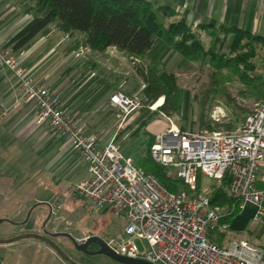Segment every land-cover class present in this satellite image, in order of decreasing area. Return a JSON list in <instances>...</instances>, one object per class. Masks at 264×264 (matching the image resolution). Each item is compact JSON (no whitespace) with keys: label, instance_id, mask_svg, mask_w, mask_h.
<instances>
[{"label":"built area","instance_id":"1","mask_svg":"<svg viewBox=\"0 0 264 264\" xmlns=\"http://www.w3.org/2000/svg\"><path fill=\"white\" fill-rule=\"evenodd\" d=\"M24 56V50L13 53L0 39V67L16 78L19 99L35 107L36 122L47 124L68 141L86 167L87 175L73 185L72 192L93 208L123 213L122 230L105 241L110 250L152 264H264V249L244 241L222 247L210 239L212 231L217 227L225 231L228 224H220L225 213L211 208L210 195L197 191L200 176L216 182L228 177L227 192L237 207L250 203L255 206L254 220L264 216V189L256 186L257 169L264 160V102L230 131L171 125L156 134L151 158L169 168L185 187L173 192L122 155L116 141L128 117L145 103L141 91L116 90L110 95L117 122L108 141L101 144L99 133L87 130L78 110L63 104L58 93L21 65ZM7 111L0 105V121ZM51 211H55L52 205Z\"/></svg>","mask_w":264,"mask_h":264},{"label":"trees","instance_id":"2","mask_svg":"<svg viewBox=\"0 0 264 264\" xmlns=\"http://www.w3.org/2000/svg\"><path fill=\"white\" fill-rule=\"evenodd\" d=\"M27 12L39 17L36 25L16 43L18 48L47 25H53L68 36L78 35L74 46L82 45L92 52L115 47L133 62V69L142 81L141 93L146 101L141 107L154 108L164 116L177 114L175 73L157 63L143 62L156 38H161L185 60L196 64L205 78L201 80L193 100L198 105L200 129L232 128L240 123L256 105L264 102V36L236 27L198 24L194 29L180 20L165 21L176 15L169 5L150 0H24ZM205 38L207 41H205ZM217 101L228 111V120L218 122L208 112ZM146 108V109H145ZM152 112V111H151ZM143 119L120 147L142 171L153 174L169 191L185 188L172 171L155 162L150 145L155 135L144 130ZM180 129H185L180 126ZM230 131V130H229ZM228 177L222 179L210 195V206L225 213L220 224H230L241 209L228 192ZM197 191H200L199 181ZM221 235L224 231H220Z\"/></svg>","mask_w":264,"mask_h":264},{"label":"crops","instance_id":"3","mask_svg":"<svg viewBox=\"0 0 264 264\" xmlns=\"http://www.w3.org/2000/svg\"><path fill=\"white\" fill-rule=\"evenodd\" d=\"M150 1L169 5L176 10V15L165 21L180 20L192 29L198 24L226 25L264 36L263 0ZM24 3V0H0V39L3 47L13 53L24 50L25 56L21 65L30 71L35 80L58 93L63 104L78 110L87 123V130L99 133L100 143H106L114 129V126H110L105 130L108 123L106 118L115 115L109 97L118 89L98 79L97 75L92 76L90 71L95 70L91 68L90 62L89 65L73 64L69 67L68 64L74 60L70 57L72 53L67 50L61 53L59 50V44L68 35L53 25L45 26L16 48L19 39L39 21L38 16L25 10ZM110 51L125 55L115 47H108L102 52L107 54ZM127 60L133 65L132 61L128 58ZM144 60L157 63L173 73L182 70L185 65V58L161 38L153 41L144 55ZM0 105L8 109L0 121V219L12 224L9 216L15 215L18 218L25 209L26 212L29 211L31 200L46 204L51 211L50 203H44L41 198L35 200L32 180L40 166L48 173V178L55 186L67 182L72 186L84 178L87 171L82 159L68 141L56 136L47 124L36 122L35 107L19 99L16 78L1 67ZM140 119L138 116L130 123L129 128L125 129V126L124 135L128 137L141 122ZM203 179L209 178L199 177L201 183ZM256 186L264 189V160L257 169ZM254 213L255 206L245 204L231 220L229 227L247 229L248 232L258 229L259 236L264 237V216L256 221ZM254 247L264 249V239Z\"/></svg>","mask_w":264,"mask_h":264},{"label":"rangeland","instance_id":"4","mask_svg":"<svg viewBox=\"0 0 264 264\" xmlns=\"http://www.w3.org/2000/svg\"><path fill=\"white\" fill-rule=\"evenodd\" d=\"M78 37V35L67 36L66 40H63L59 44L61 53L66 50L72 53L70 57L74 58V60L68 64L69 67L73 64L86 63L89 65L88 63L90 62L92 63L91 68L95 70L90 71L92 76L97 75L96 77L98 79L106 82L110 86L116 87V89L126 94L140 93L142 81L135 73L133 65L127 60L125 55L122 56L113 51L107 52V54H103V52H91L82 45H79L75 50L72 47L74 46L75 38L78 39ZM142 60L145 62L144 58ZM198 68L196 64L185 60L183 69L175 71L178 80L176 91L177 114L172 113L169 116L159 114L154 109L158 105L156 103L145 111L142 108L135 110L125 121V129L129 128L131 126L130 123L140 116L141 119L139 122L144 118H148L149 122L144 126V130L150 134H158L171 125L177 127L184 126L191 130H204L200 129L197 124L198 105L193 100V96L198 90L201 80L205 78L206 72L200 73ZM208 115L213 120L218 118V122H226L228 120V111L217 101L213 102V106L208 112ZM106 119L108 123L105 125V130H108L107 127H113L117 122L115 115L108 116ZM239 123L240 121L236 122L232 128L225 129L222 127L216 131L233 130ZM117 142H119L121 148L126 146L127 136L124 135V130L117 137ZM37 161V163H40L39 160ZM42 168L40 166L37 169L32 184L36 196L35 200L41 198L44 203H50L53 209H55L47 223L48 227L53 226L68 232L76 240L84 239L88 234H94L106 241L122 230L125 225V217L122 212L115 208H93L84 198L72 192L73 185L71 186L70 182L55 186L54 182H51L48 178V173L44 172ZM219 184L220 182L212 179H203L202 183L199 181L200 189L209 195L219 187ZM29 204L31 209L29 211L27 210V212L26 209L22 211L18 218H15V215L9 216L12 224L6 221L0 224V238H9L25 233L40 234L41 221L49 213L48 206L46 204H38L34 200H31ZM56 205L58 208H56ZM210 239L216 241L222 247L241 240L246 241L250 246L254 247L264 237L259 236L258 229H251V232H248L247 229H239L235 226L229 227L228 225L222 235L218 231H212ZM136 243L138 247H141L138 241ZM64 252L79 264H121L100 254L80 257L79 253L68 242L64 247ZM0 264L67 263L45 247L42 241L23 238L11 243L0 244Z\"/></svg>","mask_w":264,"mask_h":264},{"label":"water","instance_id":"5","mask_svg":"<svg viewBox=\"0 0 264 264\" xmlns=\"http://www.w3.org/2000/svg\"><path fill=\"white\" fill-rule=\"evenodd\" d=\"M50 212L51 211H49V213ZM0 222H2L1 219H0ZM23 238L42 239L44 242L51 245V247L59 255V257L62 261H64L67 264H79L76 261H74L73 259H71L65 252H63L55 243H53L52 241H50L49 239H47L46 237H44L40 234H29V233L26 234L25 233V234H19V235L9 237V238H0V244L11 243V242L23 239ZM71 240H72L75 248L78 251L84 252V253L89 254V255H98V254L104 255V256H107L116 262L121 263V264H152V263H150L144 259L130 258V257H126L123 255H119V254L114 253L112 250H110L106 246L105 242L98 236H90L89 238H87L82 243H78V241L75 240L73 237H71ZM90 242H93L98 246V249L96 251L90 252L86 249V246Z\"/></svg>","mask_w":264,"mask_h":264},{"label":"flooded vegetation","instance_id":"6","mask_svg":"<svg viewBox=\"0 0 264 264\" xmlns=\"http://www.w3.org/2000/svg\"><path fill=\"white\" fill-rule=\"evenodd\" d=\"M52 215V211L50 213H48V216H45L43 218V220L41 221V224H40V229H41V232H40V235L46 237L47 239H49L50 241H52L53 243H55L63 252H64V247L66 245V243H70V245H72L73 249L79 253L80 257L81 256H88L89 254H86L84 252H81V251H78L72 240H71V234H69L68 232H65V231H62L60 229H57L53 226L51 227H48L47 226V223L48 221L50 220V217ZM71 237H70V236ZM90 236H96L94 234H88L84 239H81V240H78V243H82L83 241H85L87 238H89ZM99 237V236H98ZM74 238V237H73ZM75 239V238H74ZM102 239V238H101ZM39 241H42L44 243V246L47 247L48 249H50L52 252H54L58 257L59 255L55 252V250L51 247V245H49L48 243L44 242L42 239H37ZM76 240V239H75ZM103 240V239H102ZM104 241V240H103ZM105 242V241H104ZM86 249L88 251H96L98 249V246L93 243V242H90L87 246H86ZM60 258V257H59Z\"/></svg>","mask_w":264,"mask_h":264}]
</instances>
